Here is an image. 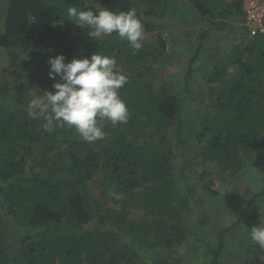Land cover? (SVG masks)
<instances>
[{
    "label": "trees",
    "instance_id": "16d2710c",
    "mask_svg": "<svg viewBox=\"0 0 264 264\" xmlns=\"http://www.w3.org/2000/svg\"><path fill=\"white\" fill-rule=\"evenodd\" d=\"M70 6L133 10L149 41L133 55L116 33L91 37L68 21ZM241 13L227 0H0L13 78L54 92L62 81L49 79L50 58L98 52L123 62L129 110L127 123L102 121L105 138L89 143L62 121L46 130L26 83L0 82V264H264L250 238L260 222H247L240 255L225 243L250 209L263 203L264 215V37L245 35ZM212 167L229 187L263 171L238 219L214 235L194 205L199 193L217 195ZM98 173L100 201L118 209L87 192ZM131 210L147 215L130 219Z\"/></svg>",
    "mask_w": 264,
    "mask_h": 264
},
{
    "label": "clouds",
    "instance_id": "9594fccd",
    "mask_svg": "<svg viewBox=\"0 0 264 264\" xmlns=\"http://www.w3.org/2000/svg\"><path fill=\"white\" fill-rule=\"evenodd\" d=\"M67 16L68 21L89 29L88 35L91 37L103 38L116 33L129 43L133 55L143 46V24L133 10L114 13L100 7L94 12L70 6ZM117 63L115 57L98 52L68 63H65L63 55L50 58L49 79L59 77L62 82L53 85L54 92H45L43 100L32 101L29 105L30 114L34 117L44 116V127L48 131L57 121H62L74 128L85 142L103 140L106 133L102 129V121L106 120L115 126L129 120L128 107L119 96V89L127 83V77L117 70ZM111 195L117 200L123 198L120 193L113 192ZM250 238L264 249V220H261L260 226L250 230Z\"/></svg>",
    "mask_w": 264,
    "mask_h": 264
},
{
    "label": "rangeland",
    "instance_id": "374dc122",
    "mask_svg": "<svg viewBox=\"0 0 264 264\" xmlns=\"http://www.w3.org/2000/svg\"><path fill=\"white\" fill-rule=\"evenodd\" d=\"M242 12V11H241ZM243 14V13H241ZM150 35H147L146 37H143V41H149ZM163 39L165 40L167 47H169L171 39L168 37L166 33H163ZM179 43H184V40H179L177 44ZM191 54V50H188L187 54ZM184 57L180 59L182 61V68L185 67ZM123 62L118 61L117 66L121 67ZM9 67V59L6 55H4V52L2 49H0V82L1 83H26V86H30L29 89L25 90L24 95L26 97H31L34 98V100H43L45 98V90L42 88L41 90L37 89L42 86V81H37V80H32L35 79L33 77H26L25 79H20V78H13L11 75V70L7 68ZM16 81V82H15ZM30 165V164H29ZM179 169V168H178ZM179 171V170H178ZM213 174L210 176L213 181V185L211 186V190L217 195H209V192L205 191L206 196L202 194H198L194 199V205L199 202L202 203L203 205V211L201 212V217H203V222H207L211 226V230H213L212 234L214 235L216 231L222 230L223 228L230 227L228 226L229 224H232L238 219L240 216L241 212L245 208V204L248 200L249 197H251L256 189H260L263 185L260 183L256 185L255 181H258L262 175V168H260L257 171V175H255L256 178H240L236 179L237 181L231 186H228V181L225 179H222L219 174L217 169L215 167H212ZM261 171V172H260ZM100 179L101 176L100 174H96V176L93 178L92 181L88 182L86 184V189L87 192L95 198L99 203L102 205L103 209H109L111 207H114L116 209L119 208V204H112V203H106L105 201H100ZM257 179V180H255ZM255 182L254 187H250L252 183ZM256 188V189H255ZM222 196V198H221ZM263 203L257 204L255 208L250 209L241 225L239 227L235 228L237 230L232 229L233 231L230 233V235H227L226 244L227 248L230 249V251L234 252V256L240 255V250L239 248L244 245L243 239L245 238L244 235V229L247 225V222H250L251 225H254L255 222H260L261 220H264V215L260 213L259 207H261ZM130 214L127 215L128 218L130 219H141L143 215L142 211H137V210H131L129 212ZM222 219V220H221ZM234 219V220H233ZM221 220V222H220ZM94 221V220H92ZM208 240H213L212 235L207 236ZM240 257V256H239ZM196 258V257H194ZM190 259L186 260V263L188 264ZM196 259H193V264H195ZM225 261V262H224ZM191 263V262H190ZM230 264L226 259L223 258V262L221 264ZM196 264H200L196 262Z\"/></svg>",
    "mask_w": 264,
    "mask_h": 264
},
{
    "label": "built area",
    "instance_id": "2783aa9c",
    "mask_svg": "<svg viewBox=\"0 0 264 264\" xmlns=\"http://www.w3.org/2000/svg\"><path fill=\"white\" fill-rule=\"evenodd\" d=\"M239 2L242 11V26L248 38L264 37V0H227Z\"/></svg>",
    "mask_w": 264,
    "mask_h": 264
}]
</instances>
